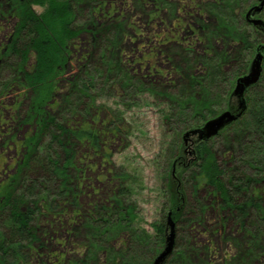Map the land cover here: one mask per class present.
I'll use <instances>...</instances> for the list:
<instances>
[{
    "label": "rangeland",
    "instance_id": "obj_1",
    "mask_svg": "<svg viewBox=\"0 0 264 264\" xmlns=\"http://www.w3.org/2000/svg\"><path fill=\"white\" fill-rule=\"evenodd\" d=\"M242 1L81 0L75 6L77 26L84 30L112 29L113 46L108 48L107 42L91 45L90 34L85 31L76 45L77 52L72 53L66 79L70 80L75 70L78 71L80 55L91 54V73L99 75L92 98L101 113L121 128V138L106 149L103 157L87 154L83 190L78 199L80 213L84 217L94 206L103 203L109 187L106 165L109 163L111 171L128 175L126 186L138 216L136 239L145 234L154 236L156 225L164 222L167 240L171 231L168 214L172 213L175 245L166 264H264V224L250 223L247 229H242L236 214L221 209L220 202L210 192L183 187L180 176L183 167L193 159L192 151L200 141V135L186 134L203 129L205 124L227 112L238 119L242 114L239 98L235 95L231 107L217 116L207 117L200 125L187 112L179 114L177 121L172 120L167 109L172 100L188 99L187 83L195 78L212 87L215 110H221L218 104L223 99L219 97L223 88L220 86L219 91L214 80L220 73L216 64L224 56L236 57L239 53V48L233 42L224 41L223 35L227 27L236 26V16H240L241 23L245 20L243 15L250 3L246 8ZM12 2L0 0V56L17 22L9 15ZM47 4L44 0L43 5L34 4L31 9L41 15L47 11ZM100 9L108 15L101 16ZM256 55L255 50L246 75ZM6 59L0 67V197L15 174L22 146L33 132L30 123L25 121L31 94L4 90L15 74L14 66L22 58L13 55ZM226 60L231 62L223 66V72L237 63L234 58ZM236 84L234 80L233 94ZM70 91L68 85L59 87L55 99L70 100L71 113L82 102L77 93ZM240 126L245 127L244 121ZM172 179L175 180L172 182ZM169 188L177 199L181 198V205L177 200L176 207H187L182 213L170 201ZM2 223L0 220V231ZM90 237L84 221L74 224L69 218H44L39 225L34 264L78 262L93 254L98 264H124L128 260L129 255L123 256L126 249L122 248V241L106 239L105 245H100L91 242ZM165 246L166 242L154 260ZM130 249L138 258L135 264H143L142 257L151 252V246L145 243H135ZM57 256L61 257L60 263L55 259Z\"/></svg>",
    "mask_w": 264,
    "mask_h": 264
},
{
    "label": "trees",
    "instance_id": "obj_2",
    "mask_svg": "<svg viewBox=\"0 0 264 264\" xmlns=\"http://www.w3.org/2000/svg\"><path fill=\"white\" fill-rule=\"evenodd\" d=\"M28 1L12 2L9 15L17 22L0 56V67L9 56L22 58L14 66L15 74L4 90L10 92L16 89L31 94L25 121L33 128L31 136L22 146L15 174L0 197V220L3 221L0 264H34L39 225L44 218H69L74 224L84 221L88 224L91 242L100 245H105L106 239L122 241L121 246L126 249L123 256L129 255L124 264L138 261L130 249L135 243L150 245L149 256L144 254L142 260L143 264H152L165 245L166 225L160 222L156 225L154 236L145 234L143 238L136 239L138 216L126 186L128 175L111 171L109 163H106L109 187L103 203L94 206L84 217L78 205L87 169V154L103 157L106 149L121 138V128L101 113L92 98L97 89L96 76L99 75L91 73V54L80 55L78 71L75 70L70 80L66 79V72L71 65L72 53L77 52L76 45L85 31L90 34L91 45L107 42L108 48H112V29L97 31L89 27L84 30L77 26L75 6L81 0H46L48 9L41 15L33 12L31 7L34 4L43 5L44 0ZM261 1L243 0L246 8L250 3L246 16L243 15L245 20L242 19L241 23L240 16H236V26H229L226 34L224 32V41L233 42L239 53L236 57L224 56L222 62L216 64L220 73L214 80L219 91L220 86L223 88L219 95L223 99L218 104L221 110H215L217 104L212 87L195 78L187 83L188 99L172 100L167 108L172 120L177 121L179 114L187 112L197 125L207 117L217 116L232 106L234 80L237 83L249 72L253 52L262 53L261 76L244 90L242 99H239L241 116L216 135L200 139L192 151L193 159L180 171L183 187L191 186L195 192H210L220 202L221 209L237 215L242 229H247L250 223L264 224V45L261 44L264 42V30L247 19L248 12ZM98 12L101 16L108 15L102 9ZM258 18L264 21V7ZM230 58L237 59V63L223 72V66L231 62L225 59ZM67 85L71 94L77 93L82 102L71 113L70 100L64 97L55 99L59 87ZM65 113L69 115L66 117ZM241 121L245 123L244 128L240 126ZM168 193L175 207L179 204L177 200L181 205V198L177 199L171 188ZM186 208L178 206L176 210L182 213ZM55 259L61 262L60 256ZM98 262L93 254L66 264Z\"/></svg>",
    "mask_w": 264,
    "mask_h": 264
},
{
    "label": "water",
    "instance_id": "obj_3",
    "mask_svg": "<svg viewBox=\"0 0 264 264\" xmlns=\"http://www.w3.org/2000/svg\"><path fill=\"white\" fill-rule=\"evenodd\" d=\"M263 7H264V0L261 1V3L258 6L252 8L248 12L247 18H250V16L255 17L259 15ZM251 23L255 26H258L264 29V21L260 19H253L251 20ZM262 59H263V56L261 52H258L256 55V58L252 62L250 73L244 77H241L237 81L234 95H236L239 99H242L244 90L247 87H249L250 85H253L259 80L261 76V71H262ZM236 119H237V116H233L229 112L224 113L221 116H219L217 119L205 124L203 129L194 130L190 133H187L186 136L198 134L200 135V139L209 138L215 135L219 130H221L228 123L233 122ZM168 221H169V226L171 229L170 235L167 237L166 246L164 250L156 257L153 264H163L173 252L174 245H175V224L172 221V213L168 214Z\"/></svg>",
    "mask_w": 264,
    "mask_h": 264
},
{
    "label": "flooded vegetation",
    "instance_id": "obj_4",
    "mask_svg": "<svg viewBox=\"0 0 264 264\" xmlns=\"http://www.w3.org/2000/svg\"><path fill=\"white\" fill-rule=\"evenodd\" d=\"M258 17V15L257 16H255V18H257ZM251 18H254L253 16H250V19L249 18H247L248 20H250L251 21ZM261 28V27H260ZM262 30H264L263 28H261Z\"/></svg>",
    "mask_w": 264,
    "mask_h": 264
}]
</instances>
